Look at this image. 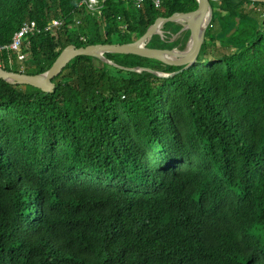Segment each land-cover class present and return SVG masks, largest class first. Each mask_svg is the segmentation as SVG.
<instances>
[{"label":"trees","instance_id":"16d2710c","mask_svg":"<svg viewBox=\"0 0 264 264\" xmlns=\"http://www.w3.org/2000/svg\"><path fill=\"white\" fill-rule=\"evenodd\" d=\"M81 1L0 0V66L42 73L68 44L131 42L198 6ZM210 2L186 68L104 54L172 75L79 55L52 92L0 78V264H264V3ZM165 37L147 45L180 43Z\"/></svg>","mask_w":264,"mask_h":264},{"label":"water","instance_id":"95a60500","mask_svg":"<svg viewBox=\"0 0 264 264\" xmlns=\"http://www.w3.org/2000/svg\"><path fill=\"white\" fill-rule=\"evenodd\" d=\"M197 1L198 6L193 13L173 14L168 17L159 16L141 36L131 42L95 43L79 47L74 44H68L63 48L52 65L46 71L37 74H28L24 72L6 70L0 66V78L13 84H28L39 88L44 92H52L55 87L52 79L62 71L71 59L79 55L94 56L106 63L130 71L147 70L159 76L172 75L175 72L164 73L150 67L121 66L105 57L104 54H135L146 58L156 59L170 65L184 66V68L194 64L197 61L201 47L205 42L206 29L213 16V8L210 2L211 0ZM253 1L264 3V0ZM181 20L184 21V23H181ZM167 22L180 24L182 27L178 32L183 30L189 31L188 40L184 48L179 49L176 46L172 48H159L147 45L149 40L155 34L160 35L162 38L165 37V30L163 29V26ZM238 23L239 18L236 19V26ZM236 26L227 33V36H230L235 32Z\"/></svg>","mask_w":264,"mask_h":264},{"label":"built area","instance_id":"2783aa9c","mask_svg":"<svg viewBox=\"0 0 264 264\" xmlns=\"http://www.w3.org/2000/svg\"><path fill=\"white\" fill-rule=\"evenodd\" d=\"M105 0H82L79 3V6H84L86 10L92 14L100 13V10L103 6ZM137 4L141 3L142 0H136ZM160 4V0H155V5L158 6ZM62 19H54L50 22L45 29H49L51 26H59L62 24ZM36 27V23L34 21H26L20 26L17 32L12 37V41L8 45L9 48L14 50H19L21 46V41L24 35L27 32H33Z\"/></svg>","mask_w":264,"mask_h":264},{"label":"rangeland","instance_id":"374dc122","mask_svg":"<svg viewBox=\"0 0 264 264\" xmlns=\"http://www.w3.org/2000/svg\"><path fill=\"white\" fill-rule=\"evenodd\" d=\"M213 1H217V0H213ZM172 23H174V24H176L175 22H172ZM169 31H165L164 32V35L165 36H167V35H171V37H170V39H177V38H180V43H179V45L178 46H176L177 48H179V49H182V48H184L185 47V45H186V43H187V40H188V38L187 39H184V37H183V34H184V32H185V30H183V31H181V32H172V30L169 28L168 29ZM160 36V35H159ZM114 40L115 41H117L118 40V37L116 36V35H114ZM160 38H162L161 36H160ZM166 38V37H165ZM162 39H164V38H162Z\"/></svg>","mask_w":264,"mask_h":264},{"label":"bare ground","instance_id":"6f19581e","mask_svg":"<svg viewBox=\"0 0 264 264\" xmlns=\"http://www.w3.org/2000/svg\"><path fill=\"white\" fill-rule=\"evenodd\" d=\"M180 22H181V23H184V21H182V20H181Z\"/></svg>","mask_w":264,"mask_h":264}]
</instances>
